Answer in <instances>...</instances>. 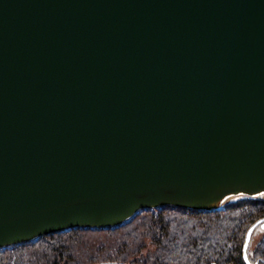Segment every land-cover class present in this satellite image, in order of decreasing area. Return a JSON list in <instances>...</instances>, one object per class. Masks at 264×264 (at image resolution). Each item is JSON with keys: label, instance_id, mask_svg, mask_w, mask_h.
Here are the masks:
<instances>
[{"label": "water", "instance_id": "obj_1", "mask_svg": "<svg viewBox=\"0 0 264 264\" xmlns=\"http://www.w3.org/2000/svg\"><path fill=\"white\" fill-rule=\"evenodd\" d=\"M239 195L264 199V0H0V249Z\"/></svg>", "mask_w": 264, "mask_h": 264}, {"label": "trees", "instance_id": "obj_2", "mask_svg": "<svg viewBox=\"0 0 264 264\" xmlns=\"http://www.w3.org/2000/svg\"><path fill=\"white\" fill-rule=\"evenodd\" d=\"M264 199L217 209L143 208L116 227H73L0 249V264H248L244 242ZM251 257L264 264V228Z\"/></svg>", "mask_w": 264, "mask_h": 264}, {"label": "rangeland", "instance_id": "obj_3", "mask_svg": "<svg viewBox=\"0 0 264 264\" xmlns=\"http://www.w3.org/2000/svg\"><path fill=\"white\" fill-rule=\"evenodd\" d=\"M244 196H248V195H239L236 199H238L240 197H244ZM262 235H263V231L260 228H257L255 230L253 236H252L249 249L252 250V249L255 248V246L257 245L258 241L261 239Z\"/></svg>", "mask_w": 264, "mask_h": 264}]
</instances>
